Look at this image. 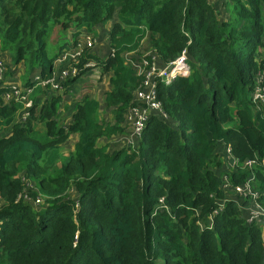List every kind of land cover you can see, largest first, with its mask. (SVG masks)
I'll return each instance as SVG.
<instances>
[{
    "label": "trees",
    "instance_id": "trees-1",
    "mask_svg": "<svg viewBox=\"0 0 264 264\" xmlns=\"http://www.w3.org/2000/svg\"><path fill=\"white\" fill-rule=\"evenodd\" d=\"M223 5L224 18L209 0H0L2 50L46 77L72 47L70 31L76 40L117 16L115 56L86 50L79 65L81 76L94 58L111 74L103 103L112 120L85 96L64 124V95L77 77L63 93L37 87L23 122V105L5 103L0 89V264H264V221L248 222L250 199L229 197L220 152L229 146L238 160L226 173L233 187L254 175L264 207V105L252 99L264 64V0ZM56 26L62 40L50 55ZM146 36L166 62L186 51L191 73L158 85L168 119L153 115L136 146L109 151L98 142L125 132L142 81L123 53ZM72 134L78 141L65 154ZM26 191L42 196L39 208L19 198Z\"/></svg>",
    "mask_w": 264,
    "mask_h": 264
},
{
    "label": "built area",
    "instance_id": "built-area-1",
    "mask_svg": "<svg viewBox=\"0 0 264 264\" xmlns=\"http://www.w3.org/2000/svg\"><path fill=\"white\" fill-rule=\"evenodd\" d=\"M95 44L96 37L93 34L80 33L75 45L72 48L63 50L55 60L57 64L61 62L67 63L66 68L60 72L59 76L56 77L53 74L50 77L44 75L42 77L38 76L34 79L35 83L30 86L22 85L19 82L7 83V67L4 60L0 58V89L4 90V102L21 103L23 108L20 121H26L34 106V93L36 88H52L54 91H62L65 89V83L71 78L78 77L82 72L83 67L79 65L84 52L91 50ZM139 49L124 52L123 56L126 64L135 71L136 75L142 78L140 85L135 91L133 105L128 109L125 116V127L131 132V141L132 139H141L144 128L153 115H159L165 119L169 118L163 109L161 100L158 98V85L160 83L170 84L176 77H187L191 73V65L186 51L177 59L166 62L154 48L147 50L142 55H133L140 51ZM115 54V49L112 47L107 57L115 56ZM99 66L101 65L97 60L91 59L85 64L84 68H99ZM252 99L257 109H261V106L264 105V64L257 77V83L252 92ZM228 152L230 157L235 160L234 166L236 167L238 160L232 154L229 146ZM256 164L257 161L253 159L246 160L244 163V165L250 168L255 167ZM254 179L255 177L252 175L245 183L233 187L228 174H225L223 177L224 188L232 187L241 198L250 199L249 205L242 206L249 223L264 221V207L257 200L259 192L254 188ZM20 197L32 202L35 206H39L43 202L42 196L31 197L28 191L19 195Z\"/></svg>",
    "mask_w": 264,
    "mask_h": 264
},
{
    "label": "crops",
    "instance_id": "crops-1",
    "mask_svg": "<svg viewBox=\"0 0 264 264\" xmlns=\"http://www.w3.org/2000/svg\"><path fill=\"white\" fill-rule=\"evenodd\" d=\"M209 1L216 8V10L222 15V18H224L226 16L228 17V14L225 12L224 5H223V2L225 0H223V1L222 0H209ZM220 4H222V6ZM116 21H117V16H115L113 18V20H111L106 25L97 26L95 31H93V32H90L88 30H82L81 31V33H83V34L91 33L96 37V44L90 50V53L95 55L97 58L103 59L104 57H107L109 55L110 50L112 48L110 40H109V33H110V30H111L113 24ZM67 37H68L67 39L69 40L70 44L72 43L71 45L73 47L75 45V43H76L75 41L77 39L76 40L73 39L72 31H70L68 33ZM73 43H74V45H73ZM72 47H68V48H72ZM143 47H146L148 50L153 48L152 45L150 44V37L149 36H147L144 39L142 46L139 50H141ZM68 48H66V49H68ZM123 56H124V53H123ZM0 58H2V57L0 56ZM66 66H67V63H65V62H61L58 64L55 63L53 75L58 77L60 72L64 68H66ZM95 68L96 67H90L86 72L81 74L82 77L81 76L77 77L78 79L73 84L68 86V93H66L64 95V101H63V104L61 107V117L60 118H62L63 116H64V118L66 117L64 124H68L72 120V114L74 112L76 102L78 100L84 98L85 96L97 99L102 104V109L106 108V106L104 105V103L102 101L104 99L103 96L110 89V85H111L110 84V76H111V74H107V73L103 74V75L107 76V83H105V85L98 83L101 85L98 88L100 90H102V94H104L103 96H101V93L99 91H96V89H98V88H95V86H94V88H95L94 90L96 92L88 93V95L85 93V94H83V96L81 98L76 99L77 98V92H79V90L82 89L81 84H83L85 81L84 75H86V73L88 72V74L90 76L92 71H96ZM97 69H99V68H97ZM99 72H101V71H99ZM39 75H42L41 70L35 69V70L31 71L30 75H28L27 77H28V79H31L32 81H34V79L36 77H38ZM6 79H7L6 80L7 83L19 82L22 85H26L27 80H28V79L24 80V79H20V78L18 79V77H14L10 73ZM82 87H84V86H82ZM45 99H46V96H42V97H40L39 100L42 103L45 101ZM102 109H101V117L105 118L107 121L112 120L113 118H111V117L108 118L107 115H104L102 113ZM108 109L112 111V108H108ZM112 117H113V114H112ZM124 126H125V123H124ZM130 135H131L130 130L128 128H125L124 133L113 135L110 138L103 137L102 139L99 140L98 144H99V146L107 145L109 151L118 150V149H121L123 147H128V146H136L139 143V139H132V141H131ZM71 139L73 142L71 144L72 145L71 150H73L75 143L78 141V134H72L66 143L71 142L70 141ZM222 147H221V150H222V152H224L223 160H224V166H225V170H226V172L224 173V175H225L227 172H232L235 169V166H234L235 160L230 157L229 152H228V147L227 146H225L224 148H222ZM224 175L222 174V179H223ZM225 189L227 190L229 197L235 198V199L238 198L239 195L236 193L234 188L229 187V188H225ZM241 199H243V198H241Z\"/></svg>",
    "mask_w": 264,
    "mask_h": 264
},
{
    "label": "rangeland",
    "instance_id": "rangeland-1",
    "mask_svg": "<svg viewBox=\"0 0 264 264\" xmlns=\"http://www.w3.org/2000/svg\"><path fill=\"white\" fill-rule=\"evenodd\" d=\"M223 1V0H222ZM222 6V4H220ZM60 27L56 26L53 30L52 36H51V40H50V44H49V53L50 55H54L55 52L58 50L59 48V42L62 40L61 34H60ZM72 44V43H71ZM70 44V45H71ZM147 48L143 47L140 51L134 53L133 55H142L143 53L147 52ZM262 49H260L261 51ZM264 50V49H263ZM263 56H264V52L262 51ZM0 56L3 58L6 67H7V74L10 73L11 75H13L14 77H18V79H28V75H30L31 71H29L25 65V63L21 62L20 64H16L13 60V54L10 53V51H3L1 48V41H0ZM54 66H55V61H54ZM96 71H92L91 75L89 76L88 72L86 73V75H84L85 77V81L83 84H81V90H79V92H77V98L79 99L83 96V94H87L91 93V92H96L99 91L101 93V96H103L104 94H102V90H100L98 87L101 86L98 83H101L103 85H105V83H107V76L103 75L105 73L102 72V67L99 66V69L95 68ZM101 71V72H99ZM6 74V75H7ZM43 75H39V77H42ZM82 77V75H81ZM7 80V79H6ZM94 80V81H93ZM98 85V86H97ZM84 86V87H82ZM96 91L94 90L95 88ZM49 92H53L54 90L52 88L48 89ZM65 90L63 89L62 91H55V92H59V93H63ZM104 98V96H103ZM103 102V101H102ZM102 113L104 115H107L108 118H113L112 114L113 111L109 110L107 107L102 109ZM66 119V117L64 118V116L61 118V120L64 122ZM71 142L65 143V145L63 146V152L65 154H68L71 151L72 148V139L70 140ZM71 145V146H70ZM220 152H222V150H220ZM223 174V172H222ZM224 175V174H223ZM73 192V191H72ZM73 196H75V193L73 192L72 194ZM35 206V205H34ZM37 207V206H35ZM40 206H38L37 208H39Z\"/></svg>",
    "mask_w": 264,
    "mask_h": 264
}]
</instances>
